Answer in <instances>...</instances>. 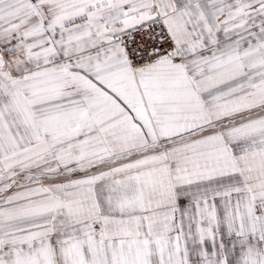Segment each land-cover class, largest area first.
Masks as SVG:
<instances>
[{"label": "snow or ice", "instance_id": "1", "mask_svg": "<svg viewBox=\"0 0 264 264\" xmlns=\"http://www.w3.org/2000/svg\"><path fill=\"white\" fill-rule=\"evenodd\" d=\"M0 264H264V0H0Z\"/></svg>", "mask_w": 264, "mask_h": 264}]
</instances>
